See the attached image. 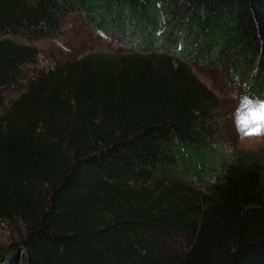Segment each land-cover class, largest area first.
Segmentation results:
<instances>
[{"label":"trees","instance_id":"obj_1","mask_svg":"<svg viewBox=\"0 0 264 264\" xmlns=\"http://www.w3.org/2000/svg\"><path fill=\"white\" fill-rule=\"evenodd\" d=\"M73 16L127 52L23 86ZM190 64L264 96V0H0V110L22 91L0 116V220L25 227L0 264H264V150L227 155Z\"/></svg>","mask_w":264,"mask_h":264},{"label":"rangeland","instance_id":"obj_2","mask_svg":"<svg viewBox=\"0 0 264 264\" xmlns=\"http://www.w3.org/2000/svg\"><path fill=\"white\" fill-rule=\"evenodd\" d=\"M62 31V35L57 39H42L34 43L40 53L35 65L25 72L26 75L22 79L23 86H25L24 84L28 85V82H35L40 75L53 69L57 63L78 59L94 52L111 54L127 52L119 39L104 38L79 16L68 18ZM189 69L195 78L220 100L218 113L223 124L217 129L216 140L223 146L221 148L227 151V155L240 150L245 152L263 151L264 137L240 141L231 120L228 118L234 110V104L229 99L228 94L233 90L244 93L243 90L229 83L225 76L217 70H204L192 64L189 65ZM20 92L22 91H13L6 95L0 116L11 106ZM198 192L201 194V190ZM24 233L25 227L22 221L7 222L0 220V248L17 242ZM161 241L165 242V254L167 253L169 257L176 258L185 249V238L180 234L169 239L162 237Z\"/></svg>","mask_w":264,"mask_h":264},{"label":"clouds","instance_id":"obj_3","mask_svg":"<svg viewBox=\"0 0 264 264\" xmlns=\"http://www.w3.org/2000/svg\"><path fill=\"white\" fill-rule=\"evenodd\" d=\"M228 95L234 104L228 118L239 140L264 137V96L249 95L239 90Z\"/></svg>","mask_w":264,"mask_h":264}]
</instances>
